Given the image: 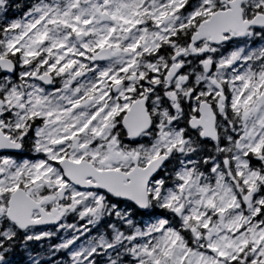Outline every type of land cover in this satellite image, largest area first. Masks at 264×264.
Here are the masks:
<instances>
[{
	"label": "snow or ice",
	"instance_id": "obj_1",
	"mask_svg": "<svg viewBox=\"0 0 264 264\" xmlns=\"http://www.w3.org/2000/svg\"><path fill=\"white\" fill-rule=\"evenodd\" d=\"M0 264H264V0H0Z\"/></svg>",
	"mask_w": 264,
	"mask_h": 264
},
{
	"label": "trees",
	"instance_id": "obj_2",
	"mask_svg": "<svg viewBox=\"0 0 264 264\" xmlns=\"http://www.w3.org/2000/svg\"><path fill=\"white\" fill-rule=\"evenodd\" d=\"M17 2L24 3L25 0H17Z\"/></svg>",
	"mask_w": 264,
	"mask_h": 264
}]
</instances>
